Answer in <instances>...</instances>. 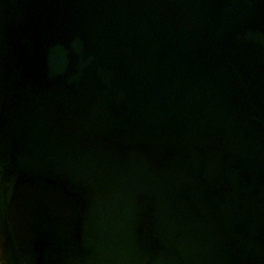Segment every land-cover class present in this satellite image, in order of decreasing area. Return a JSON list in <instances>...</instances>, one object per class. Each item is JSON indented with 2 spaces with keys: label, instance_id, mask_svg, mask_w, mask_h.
I'll list each match as a JSON object with an SVG mask.
<instances>
[{
  "label": "water",
  "instance_id": "water-1",
  "mask_svg": "<svg viewBox=\"0 0 264 264\" xmlns=\"http://www.w3.org/2000/svg\"><path fill=\"white\" fill-rule=\"evenodd\" d=\"M0 264H264V0H0Z\"/></svg>",
  "mask_w": 264,
  "mask_h": 264
}]
</instances>
